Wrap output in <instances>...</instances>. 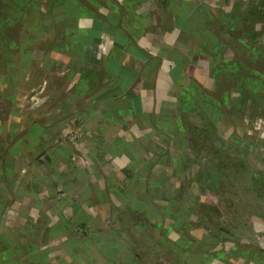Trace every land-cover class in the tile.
I'll return each instance as SVG.
<instances>
[{
  "label": "crops",
  "instance_id": "obj_1",
  "mask_svg": "<svg viewBox=\"0 0 264 264\" xmlns=\"http://www.w3.org/2000/svg\"><path fill=\"white\" fill-rule=\"evenodd\" d=\"M130 1L169 23L162 50L143 43L141 16L128 28L127 0H0V264H264L249 238L191 222L195 203L177 189L196 171L173 112L188 86L219 91L235 49L258 46L238 40L259 31L242 13L256 0H240L234 33L202 0ZM99 14L109 26L124 16L128 31L95 32Z\"/></svg>",
  "mask_w": 264,
  "mask_h": 264
},
{
  "label": "rangeland",
  "instance_id": "obj_2",
  "mask_svg": "<svg viewBox=\"0 0 264 264\" xmlns=\"http://www.w3.org/2000/svg\"><path fill=\"white\" fill-rule=\"evenodd\" d=\"M202 1L210 7L214 15L219 12L223 23L227 21L229 28L234 29L233 25L237 22L234 19L243 11L238 7L240 0ZM256 4L255 9L249 8L252 6L250 4L242 13L245 16H255L259 31H246L238 40L252 46L258 45L259 53L264 55V0H256ZM147 5L146 17L141 16L147 34L140 38L149 47L155 45L162 50L167 43L161 36L169 37L171 41L169 23L159 24L158 20H151L153 7L148 3ZM208 6L204 5L203 8L208 11ZM101 8L105 9V5L101 4ZM130 14L133 17V13ZM225 16L228 20H225ZM246 22L247 25L251 24ZM130 23L128 28L135 30L136 22ZM247 25L246 27L250 26ZM232 29L230 31L234 33ZM223 30L225 29L222 28ZM152 31L154 33L150 35L149 32ZM233 33L224 32L230 40H235L236 35L231 36ZM246 53L253 56L250 49ZM186 55L190 62L195 63L204 56L194 53ZM259 64L264 67V61ZM248 72L250 71L245 69L237 70V74L229 72L228 95L225 107L222 108L217 106L215 99L204 95L202 91H193L187 87V92L190 96L194 95L195 99L190 98L191 101L186 102L180 99L179 108L173 112L180 116V133L185 143L181 149L183 159L188 163L186 166L191 165L185 172L196 171V176L178 181L177 190L181 191L180 198L189 193L190 198L187 201L192 205L195 203L191 210L194 218L191 222L198 224L202 221L222 226L243 238H249L259 250H264V76ZM200 77L197 79L202 80L212 90L219 85L208 76ZM181 80L182 83L188 81L186 77ZM171 86L172 93L179 92L177 84ZM181 86L183 90L187 84ZM182 90L179 93L184 95ZM193 101L198 106L196 112L192 106ZM179 166L181 164L174 166V172ZM184 169L181 168L179 173L184 175ZM118 220L122 221L119 218Z\"/></svg>",
  "mask_w": 264,
  "mask_h": 264
},
{
  "label": "trees",
  "instance_id": "obj_3",
  "mask_svg": "<svg viewBox=\"0 0 264 264\" xmlns=\"http://www.w3.org/2000/svg\"><path fill=\"white\" fill-rule=\"evenodd\" d=\"M136 6H137L136 2L130 1V0H127L126 5H118L117 4L118 9H119V7L121 10L126 9L129 13H133L134 18H135V16H141L140 13L135 11ZM69 11L71 12V10H69ZM98 16H100V18L97 19V21L95 22V24L93 26V30H95V32L100 31L101 29L106 30L109 27H111L112 29L120 31L121 35L123 36L124 32H122V30L125 32L128 31L127 25H126L127 22L124 21V16H116V17L111 16L109 19L110 22H108L110 24V26L107 25V23L103 22V20L101 19L102 14L101 15L99 14ZM135 19L138 20V18H135ZM104 20H107V19L105 18ZM139 23L140 22L138 20L135 23L136 26H139ZM186 36H187V34H185V35L183 34V36H181V40L186 42ZM198 42H199V40H197V44H198ZM256 49H258V46H254V49H251L253 51V52H251L253 54V56L246 53L249 51V47L246 48L245 53H241L239 50L235 49V52L233 54L232 59H230V61L227 62L228 65L223 66V67L227 68L226 69V71H227V77L226 78H224L223 75H220V74H224L226 72L224 68L211 67V72H213L215 75H218V76L220 75L222 77L223 84L220 86L219 91H217V92L211 91V90L203 87L200 84H198V86L196 85V87H197V88L195 87L196 91L200 90L203 92V94L205 93V95H207L209 98L215 99L217 101L218 107H221V108L225 107V101L227 99L226 96L228 95V89H229V86H228L229 84L227 82L228 78L230 77L229 72H233L234 74H237V70L245 69V70H249L251 73H258V74L264 76V67H261V65L259 64V62L264 61V55L259 53V51H256ZM254 54H255V56H254ZM211 55H212L213 59H215V56L218 60H220L222 58L220 55V49H219L218 44H215V47L213 48ZM175 59H176L177 63H181L182 59L179 55H177ZM190 90H193V87H192V89L190 88ZM193 91H195V90H193ZM186 95H188L187 91H186ZM190 98L195 99V96L192 95L189 97V99H187V97H186V100L184 102L191 101ZM192 103H193L192 104L193 109L194 110L196 109L195 110V112H196L198 106L196 105L195 101H193ZM166 206H167V209H169V204ZM74 230L75 231H83V228L82 227H76V228L72 229L73 232H74Z\"/></svg>",
  "mask_w": 264,
  "mask_h": 264
}]
</instances>
